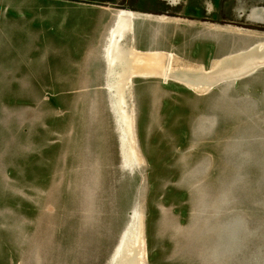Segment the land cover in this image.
<instances>
[{
    "label": "rangeland",
    "instance_id": "374dc122",
    "mask_svg": "<svg viewBox=\"0 0 264 264\" xmlns=\"http://www.w3.org/2000/svg\"><path fill=\"white\" fill-rule=\"evenodd\" d=\"M104 8L165 35L138 52L206 69L264 41V0H0V264H118L138 231L143 264H264V68L205 90L132 78L127 159L86 50Z\"/></svg>",
    "mask_w": 264,
    "mask_h": 264
},
{
    "label": "bare ground",
    "instance_id": "6f19581e",
    "mask_svg": "<svg viewBox=\"0 0 264 264\" xmlns=\"http://www.w3.org/2000/svg\"><path fill=\"white\" fill-rule=\"evenodd\" d=\"M135 17L133 12L121 11L118 13L106 46V60H108L107 87L111 92V105L120 123L123 135L122 150L127 159L136 155L135 122L129 112H125L126 109L124 110L125 90L130 85L132 78L142 76L175 78L188 88L197 89L201 87L205 90L222 82H236L242 78L251 77L256 71L264 68V41L253 42L246 49L215 60L210 68L205 70L203 66L185 62L175 55L169 56L161 52H138L134 47L127 46L120 41L125 34L132 32ZM175 63H177L178 69L174 67ZM124 160L127 161L125 158ZM143 246L142 233L138 231L137 234L135 233L132 242L124 243L121 246L118 264H143L145 254ZM111 264H116L115 256Z\"/></svg>",
    "mask_w": 264,
    "mask_h": 264
},
{
    "label": "crops",
    "instance_id": "0c3cea01",
    "mask_svg": "<svg viewBox=\"0 0 264 264\" xmlns=\"http://www.w3.org/2000/svg\"><path fill=\"white\" fill-rule=\"evenodd\" d=\"M64 7H65V12L62 15L63 16V22H64L63 27L64 26L68 27V16L66 13V6H64ZM104 12H106V14H107L106 23L102 24L100 29L97 30L98 38L91 43L92 46H90V44H88V42H86V44H87L86 50H92V51L97 50V51H99L100 58H103L106 66L108 67V60H106V51L105 50H106V46L108 45L107 43H108L109 35H110L114 25H115V21H116L117 16L114 15L113 12H111L110 8H106V9L104 8ZM156 20H158L159 22H162V20H159V19H156ZM148 21L149 20L143 18L141 15L136 16L134 18V21L132 24V27H133L132 32L127 33V35L121 41V43H124L127 46L134 47L139 51L151 50V49H149L150 46H156V45H160L163 43L165 44L166 42L159 40L160 38H165L164 34H159V32L156 35L150 34V32L153 31V28L149 27L147 25ZM158 21H156V22H158ZM77 27H78V25H77ZM105 34L107 35V38L104 41L103 35H105ZM156 38H157V40L154 41V39H156ZM62 42H68V41H65V39H62ZM64 50H66V48ZM69 50H70V48H69ZM159 50H162V48H159V49L157 48L156 50H153V51H157V52L167 54L163 50L162 51H159ZM102 51L104 52V55L102 54ZM200 66H203V65H200ZM205 69H206V67H204V70Z\"/></svg>",
    "mask_w": 264,
    "mask_h": 264
}]
</instances>
